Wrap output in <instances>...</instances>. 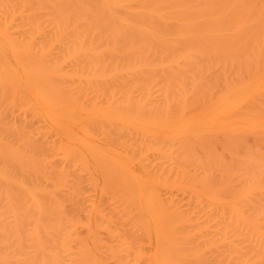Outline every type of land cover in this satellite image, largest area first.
I'll return each instance as SVG.
<instances>
[{
  "label": "bare ground",
  "instance_id": "1",
  "mask_svg": "<svg viewBox=\"0 0 264 264\" xmlns=\"http://www.w3.org/2000/svg\"><path fill=\"white\" fill-rule=\"evenodd\" d=\"M108 259L264 264V0H0V264Z\"/></svg>",
  "mask_w": 264,
  "mask_h": 264
},
{
  "label": "rangeland",
  "instance_id": "2",
  "mask_svg": "<svg viewBox=\"0 0 264 264\" xmlns=\"http://www.w3.org/2000/svg\"><path fill=\"white\" fill-rule=\"evenodd\" d=\"M37 119V118H36ZM35 120V119H34ZM33 119H31V122H32V126H33V122H36L37 120L34 121ZM38 122V121H37ZM37 123L34 124V126L36 127ZM39 136L38 135H35V138H38ZM250 140L252 139V136L250 135ZM87 185V182L85 183ZM90 193L92 194V192H89V190H87V192L84 194V196H86L85 198V204L88 205V201L89 199H87V197L90 195ZM183 196V202H186L187 201V196L186 195H178V197H181ZM90 197V196H89ZM88 197V198H89ZM106 201V198L103 197L102 199V202ZM90 204H91V201H90ZM103 205V204H102ZM86 213V212H85ZM84 212H82L81 214V223L85 224L86 223V218L84 217ZM113 221H116V218H113L112 219ZM114 225H115V222H114ZM113 225V226H114ZM113 226H110L109 228L113 231L114 227ZM98 235L101 239V242L107 246H110V247H116L117 245H120L122 240H117L116 241V236L114 235H117L116 232L114 233H108L106 230L104 229H98ZM76 233L78 234L79 237L81 238H85L86 237V234H87V230L84 226H78L77 229H76ZM136 246L134 249V251L136 252H142L141 254V257H148L150 254H151V245H150V242L148 241V239L146 238V236L144 235L143 231L139 230L136 232ZM147 262V261H146ZM145 261L141 264H147ZM107 264H112L113 261L111 259H108L106 261Z\"/></svg>",
  "mask_w": 264,
  "mask_h": 264
}]
</instances>
